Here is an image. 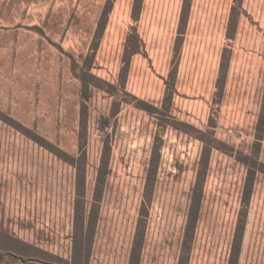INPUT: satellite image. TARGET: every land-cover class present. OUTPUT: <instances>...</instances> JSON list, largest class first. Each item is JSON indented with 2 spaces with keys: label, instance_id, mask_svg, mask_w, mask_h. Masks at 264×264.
<instances>
[{
  "label": "rangeland",
  "instance_id": "374dc122",
  "mask_svg": "<svg viewBox=\"0 0 264 264\" xmlns=\"http://www.w3.org/2000/svg\"><path fill=\"white\" fill-rule=\"evenodd\" d=\"M0 264H264V0H0Z\"/></svg>",
  "mask_w": 264,
  "mask_h": 264
},
{
  "label": "trees",
  "instance_id": "16d2710c",
  "mask_svg": "<svg viewBox=\"0 0 264 264\" xmlns=\"http://www.w3.org/2000/svg\"><path fill=\"white\" fill-rule=\"evenodd\" d=\"M200 208V199L199 197L193 195L191 198L190 213H191V222L195 223L197 221V214ZM240 246H241V237L238 235L234 238L233 244V256L238 258L240 255Z\"/></svg>",
  "mask_w": 264,
  "mask_h": 264
}]
</instances>
